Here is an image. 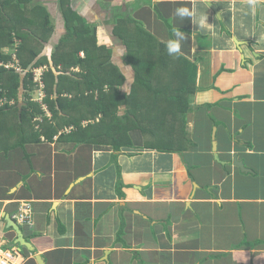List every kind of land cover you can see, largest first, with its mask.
I'll list each match as a JSON object with an SVG mask.
<instances>
[{
    "label": "crops",
    "instance_id": "0c3cea01",
    "mask_svg": "<svg viewBox=\"0 0 264 264\" xmlns=\"http://www.w3.org/2000/svg\"><path fill=\"white\" fill-rule=\"evenodd\" d=\"M70 3L111 49L126 95L135 76L114 35L118 20L134 19L163 43L183 32L181 55L198 67L186 128L193 145L182 154L148 149L131 129L133 146L117 151L109 140L61 142L73 130L65 128L52 143L1 153L0 249L12 251L13 264H39L38 256L45 264H264V0ZM36 4L55 26L50 57L65 34L61 5ZM181 7L193 15L177 16ZM24 203L31 221L19 226L34 251L5 218L19 224Z\"/></svg>",
    "mask_w": 264,
    "mask_h": 264
},
{
    "label": "trees",
    "instance_id": "16d2710c",
    "mask_svg": "<svg viewBox=\"0 0 264 264\" xmlns=\"http://www.w3.org/2000/svg\"><path fill=\"white\" fill-rule=\"evenodd\" d=\"M59 2L65 34L48 57L44 51L55 33L48 9L36 0H0V99L8 101L0 106V154L42 140L52 143L65 128L73 130L62 133L61 142L102 145L109 140L117 151L133 146L131 129L141 131L148 149L182 154L191 148L187 114L190 97L198 92L197 65L181 54L168 55L166 43L141 23L121 18L114 35L126 47L135 76L126 95L121 91L125 76L112 63L111 49L99 45L70 0ZM13 46L10 55L5 52ZM15 59L24 73L5 67ZM41 67H48L43 103L51 118L31 101L33 70Z\"/></svg>",
    "mask_w": 264,
    "mask_h": 264
},
{
    "label": "built area",
    "instance_id": "2783aa9c",
    "mask_svg": "<svg viewBox=\"0 0 264 264\" xmlns=\"http://www.w3.org/2000/svg\"><path fill=\"white\" fill-rule=\"evenodd\" d=\"M1 66V64H0ZM6 68H15L18 72H23L22 68H20L17 59L11 64H6ZM48 70V67H41L38 69H34V83H35V89L38 95V98H33L31 101L39 103L43 109L48 113L47 105L43 103V100L45 98V84L43 81V74ZM7 99L1 98L0 99V106H3L7 103ZM14 102H9V104H13ZM48 117L51 118V115L48 113ZM42 120V119H40ZM32 212L31 205L28 203H24L20 207V211L17 217V221L19 222V225L30 223L31 218L30 214ZM14 261V254L12 251H4L0 249V264H13Z\"/></svg>",
    "mask_w": 264,
    "mask_h": 264
},
{
    "label": "clouds",
    "instance_id": "9594fccd",
    "mask_svg": "<svg viewBox=\"0 0 264 264\" xmlns=\"http://www.w3.org/2000/svg\"><path fill=\"white\" fill-rule=\"evenodd\" d=\"M176 15L181 18H184V17H191L193 13L190 12L187 7H181L176 10ZM205 21H206V18L202 17L200 23L203 24L205 23ZM174 37L175 39H169L166 42L167 52H168V55L170 56L181 54V45H182V42L185 40V35L183 34V32L179 30H176L174 32Z\"/></svg>",
    "mask_w": 264,
    "mask_h": 264
},
{
    "label": "water",
    "instance_id": "95a60500",
    "mask_svg": "<svg viewBox=\"0 0 264 264\" xmlns=\"http://www.w3.org/2000/svg\"><path fill=\"white\" fill-rule=\"evenodd\" d=\"M237 164L243 169H245L243 163H237ZM5 218L8 223V227L13 228L18 235L17 243H21V245L28 247V249H30L31 251H34L32 245L29 242H27L26 239L23 237L22 230L19 224L15 220H13L9 215L5 216ZM37 261L39 264H45L44 260L40 256L37 257Z\"/></svg>",
    "mask_w": 264,
    "mask_h": 264
},
{
    "label": "rangeland",
    "instance_id": "374dc122",
    "mask_svg": "<svg viewBox=\"0 0 264 264\" xmlns=\"http://www.w3.org/2000/svg\"><path fill=\"white\" fill-rule=\"evenodd\" d=\"M63 35H64V34H63ZM63 35H62V36H63ZM98 43H99V41H98ZM13 49H14V46L11 47L10 49H9V48H8V49H5V50H6L5 52L8 53V54L10 55V53H12ZM8 50H11V51L8 52ZM31 94H32V97H33V98H36V99L38 98V95H37L36 89H35V91L33 90V92H32ZM48 113H49V111H48ZM48 113L45 112L46 118L48 117ZM49 114H50V113H49ZM50 115H51V114H50ZM40 119H41V118H40ZM40 119H38V121H39L38 123H39V124L42 123V121H41ZM64 131H66V129H65ZM64 131H63V132H64Z\"/></svg>",
    "mask_w": 264,
    "mask_h": 264
}]
</instances>
